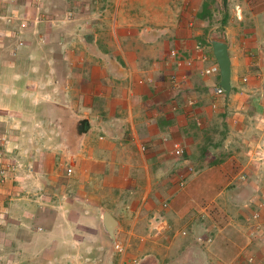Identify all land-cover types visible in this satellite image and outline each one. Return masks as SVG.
I'll return each mask as SVG.
<instances>
[{
    "label": "crops",
    "instance_id": "crops-1",
    "mask_svg": "<svg viewBox=\"0 0 264 264\" xmlns=\"http://www.w3.org/2000/svg\"><path fill=\"white\" fill-rule=\"evenodd\" d=\"M12 12L34 21L27 31L20 17L0 20V166L14 168L0 185L4 258L264 264L226 198L256 196L255 210L264 193V156H248L264 154V0H228L226 10L222 0H0V15ZM214 40L228 45V96L215 95ZM174 144L185 148L181 161ZM258 220L264 229V211ZM18 231L20 243L10 238ZM22 248L30 256L9 253Z\"/></svg>",
    "mask_w": 264,
    "mask_h": 264
},
{
    "label": "rangeland",
    "instance_id": "rangeland-1",
    "mask_svg": "<svg viewBox=\"0 0 264 264\" xmlns=\"http://www.w3.org/2000/svg\"><path fill=\"white\" fill-rule=\"evenodd\" d=\"M11 3V2H10ZM56 11H58V15L57 16H59L60 15V13H61V16L63 15L62 14V12L64 11V9H56ZM47 13H48V11H47ZM46 13V14H47ZM50 13V12H49ZM8 14V13H7ZM0 15V20H2L3 22H6L7 24L9 23L8 22V20H6L7 18H21L22 19V21L26 24L25 25V28L27 29V31L29 30L28 28L29 27H27L29 24H31L32 23V21H34L33 19H34V17L33 18H30V17H28L27 18V16H21V15H14L13 14V12L12 13H10V14H8V15ZM48 15V14H47ZM56 16V15H55ZM54 16V17H55ZM13 18V19H14ZM37 18H35V20H36ZM23 22H21V23H23ZM11 23V22H10ZM14 28H16V29H18V26H13ZM14 32H16L17 34H18V31L17 30H15ZM235 108L233 107H231V110H234ZM236 115H238V111L236 112ZM237 117H234V118H232L228 123H229V131L231 132V134H234V133H236V130H237V124H238V121H237V119H236ZM216 128H217V130H218V132L220 133V135H222L223 136V133H224V130H226V127H224V123L221 121L220 122V120H218L217 121V125H216ZM219 135V136H220ZM218 138H221V136L220 137H218ZM233 138V137H232ZM236 146H237V149H236V152L238 151L239 152V154H238V152H237V154H236V159L237 160H239L242 164H245L246 162H247V159L245 160L244 159V157L243 156H241L240 155V153L242 152V148H241V146H239V144H236ZM261 153V154H260ZM260 154V155H259ZM253 161L252 162H256V159H257V157L258 158H260V160L263 158V156H264V154H262V152L261 151H257L255 154H249L248 155ZM247 157V156H246ZM261 166V165H260ZM172 167H174V165H172ZM241 170H242V167L241 168H234L232 171H233V176L235 175H238L239 174V172H241ZM244 174V173H243ZM242 175V174H241ZM246 175V174H245ZM215 176H217L216 174H215ZM240 176V175H239ZM239 176L238 177H236V180H237V182H239L240 184L242 183V186H239V187H237V186H235V185H237L236 183H234L233 184V182H232V185L235 187V188H239V189H237L238 190V192H240V191H243L246 187L243 185V182H245V181H240V179H239ZM246 177H247V175H246ZM215 178H217V177H215ZM173 179H175V178H173ZM173 179H172V181H173ZM185 180H186V178H185ZM176 183H175V186L177 185L178 186V180L176 181V180H174ZM227 182V181H226ZM185 183H186V181H185ZM229 183V182H228ZM245 184V183H244ZM186 185V184H185ZM185 185L183 186V187H179V189H183L184 187H185ZM244 186V187H243ZM167 187H168V185H167ZM216 187V189L218 190V191H222L223 189H224V186H222L221 184L219 185V186H215ZM226 189H228V188H225V191H226ZM184 190H186V188L184 189ZM188 192V191H187ZM226 198L228 199H231V200H229L230 202H231V205H230V207H229V210L231 211L230 212V214L231 215H233L235 218H238V220L240 221V222H242V223H244L245 224V226L251 231V232H253V233H256V234H253L254 236V238H253V240L254 241H256L257 243H258V245H257V247L259 248V245H260V248H262L261 250H263L264 249V237H261V234L263 235V233H264V229H261V227H260V225H257L258 224V222H257V220H254L253 219V215L254 214H260V212L262 213L263 211H264V193L262 194V196H260V199H259V201L258 202H256L257 204H256V206H257V208L254 210V208H253V202H255L256 200H255V198H256V196H254V199H251V196L250 197H247V196H226ZM205 204H203L202 206H206V204L207 205H210V203L209 202H204ZM217 203L219 204V203H222V200L221 199H218V201H217ZM165 203L163 204V207H165ZM167 206V205H166ZM259 206V207H258ZM261 207V208H260ZM222 208H224V210H226L227 209V207L225 206V203H222ZM254 210V211H253ZM253 211V212H252ZM240 216V217H239ZM217 223L219 224V225H221V221H220V219H218L217 220ZM33 223H30L28 226L29 227H33ZM257 226H259V227H257ZM29 230V229H28ZM259 234H260V236H259ZM10 235H11V240L13 241V240H15L16 241V243H20V242H22L23 240H24V238L25 237H23V233H21L20 231H18V232H11L10 233ZM13 238V239H12ZM14 242V241H13ZM22 250V251H21ZM17 249V250H9L10 252L9 253H16V254H18V253H20L19 254V256H22V255H26V256H30V253H25L24 251H26V249H24V248H22V249ZM259 250V249H258ZM2 253V255H3V249H1V252H0V254ZM248 263L247 264H253V263H255L254 261H255V259H254V257H249L248 258ZM0 264H15V259H14V257H12L11 256V258H8V257H6V258H4V255H3V259H0ZM19 264H35V263H30L29 261H27V262H24V260H22V262H20Z\"/></svg>",
    "mask_w": 264,
    "mask_h": 264
},
{
    "label": "built area",
    "instance_id": "built-area-1",
    "mask_svg": "<svg viewBox=\"0 0 264 264\" xmlns=\"http://www.w3.org/2000/svg\"><path fill=\"white\" fill-rule=\"evenodd\" d=\"M72 16V14H70V16L69 17H71ZM14 18V17H13ZM7 18L6 20H8V22L10 23V22H12L13 20H16L17 18ZM25 23L23 22V23H21V28H24L25 27ZM18 45H22V42H19V44ZM177 54L175 53V52H171V56L173 57V58H175V56H176ZM177 57V56H176ZM188 66H190L191 65V63L189 64H187ZM211 71H216L215 70V68L214 69H212V70H206L205 72H204V74H206V75H208V74H210L211 73ZM171 80V84H172V88L174 89H177V88H179V80H178V78L175 76V75H173L171 78H170ZM215 95H223V90L220 88V87H217L216 89H215ZM194 105V103H193V101H191V100H188V102H187V106H189V107H191V106H193ZM173 110H176L177 109V106H173V108H172ZM171 155L174 157V158H176V159H178V160H183L184 159V157H185V148L183 147V146H181V145H179V144H174L173 145V148H172V150H171ZM188 168L186 169V173H189V172H192V167H189V166H187ZM13 167L10 165V164H2L1 166H0V185L1 184H3L6 180H7V177L9 176V174H10V172L11 171H13ZM67 173L68 174H70L71 173V169H68L67 170ZM179 178V182H178V187H183L184 185H185V178H186V174H180V176L178 177ZM239 179H240V181L242 180V181H245L246 179H247V177H246V175L245 174H240V176H239ZM259 207V206H258ZM261 208V207H260ZM259 217H260V214H254L253 215V219L254 220H257V222L259 221L258 219H259Z\"/></svg>",
    "mask_w": 264,
    "mask_h": 264
},
{
    "label": "water",
    "instance_id": "water-1",
    "mask_svg": "<svg viewBox=\"0 0 264 264\" xmlns=\"http://www.w3.org/2000/svg\"><path fill=\"white\" fill-rule=\"evenodd\" d=\"M228 0H222V7L226 10ZM215 61L218 65L220 74L219 87L228 96L231 90L230 76H231V63L228 54V45L225 42L214 40L210 43ZM104 226L106 232L112 233V228L115 221L109 216L108 213L104 214Z\"/></svg>",
    "mask_w": 264,
    "mask_h": 264
},
{
    "label": "trees",
    "instance_id": "trees-1",
    "mask_svg": "<svg viewBox=\"0 0 264 264\" xmlns=\"http://www.w3.org/2000/svg\"><path fill=\"white\" fill-rule=\"evenodd\" d=\"M225 24H226V20L225 19L224 20L222 19L221 25L224 26ZM220 38H222V37H220Z\"/></svg>",
    "mask_w": 264,
    "mask_h": 264
},
{
    "label": "clouds",
    "instance_id": "clouds-1",
    "mask_svg": "<svg viewBox=\"0 0 264 264\" xmlns=\"http://www.w3.org/2000/svg\"><path fill=\"white\" fill-rule=\"evenodd\" d=\"M225 94V92L223 91V95Z\"/></svg>",
    "mask_w": 264,
    "mask_h": 264
}]
</instances>
